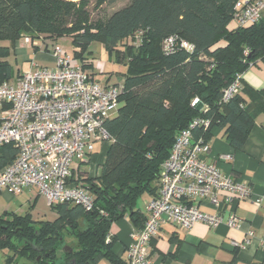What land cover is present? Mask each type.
<instances>
[{
    "label": "trees",
    "instance_id": "obj_1",
    "mask_svg": "<svg viewBox=\"0 0 264 264\" xmlns=\"http://www.w3.org/2000/svg\"><path fill=\"white\" fill-rule=\"evenodd\" d=\"M238 5L239 0H129L105 19L92 20L88 0H0V84L11 79L7 57L23 37L31 43L70 37L79 48L73 58L93 76L83 56L91 41H101L120 61L128 58L118 82V108L104 122L110 141L98 172L71 175L91 196L92 208L57 202L50 205L52 220L32 219L28 212L1 214L5 264H119L112 236L106 239L111 224L128 217L136 229L142 226L138 200L157 195L161 165L182 129L205 120L207 127H193L195 138L207 141L218 126L231 147L242 148L256 116L264 114V87L253 89L241 79L238 93L226 101L222 94L250 65L264 64V17L229 29ZM170 37L174 48L165 51ZM194 99L202 102L200 110L191 104ZM16 154L15 144L3 146L0 167Z\"/></svg>",
    "mask_w": 264,
    "mask_h": 264
},
{
    "label": "built area",
    "instance_id": "obj_2",
    "mask_svg": "<svg viewBox=\"0 0 264 264\" xmlns=\"http://www.w3.org/2000/svg\"><path fill=\"white\" fill-rule=\"evenodd\" d=\"M263 17L264 0H245L238 5L230 29L251 26ZM179 45L192 48L186 41H179ZM163 48L172 50L174 39L167 38ZM51 55L55 67L33 64L32 69L0 84V104L5 105L1 111L0 149L9 143L17 147L14 160L0 167V190L19 194L24 187H33L49 205L69 202L88 211L93 201L81 185L71 180L73 161L86 160L98 145L109 143L104 122L116 112L122 86L96 80L60 45L53 46ZM241 79L237 75L223 90V101L240 91ZM198 124L207 127L208 121L195 119L177 134L161 165L158 193L147 201V217L133 233L126 257L119 264H152L148 245L166 222L185 229L197 222L215 227L222 221L218 211L221 203L247 199L261 204V196L254 197L246 181L205 161L210 146L201 137H194L192 129ZM219 158L228 161L232 157L227 154ZM197 197L207 198L215 211L205 212L192 203ZM239 222L234 213L229 215L228 226L236 228ZM110 237L108 233L106 239Z\"/></svg>",
    "mask_w": 264,
    "mask_h": 264
},
{
    "label": "crops",
    "instance_id": "obj_3",
    "mask_svg": "<svg viewBox=\"0 0 264 264\" xmlns=\"http://www.w3.org/2000/svg\"><path fill=\"white\" fill-rule=\"evenodd\" d=\"M243 1L245 0H239V5ZM232 26L229 22L227 27L230 29ZM43 44L48 51V43L43 42ZM13 47L17 50L15 53L16 70L14 72L11 66V79L12 77L15 79L24 72L17 66V54L19 53L23 56L22 61L29 62V68L26 71L32 69L33 64L47 67L54 64L50 54L42 53L37 44H31L24 38L17 39V44L15 43ZM7 60L9 61L8 58ZM241 78L243 84L253 89L263 88L264 64L257 62L250 65L242 73ZM4 107L5 105L0 104V117ZM207 142L210 150L205 156V161L216 164L224 173L236 179L246 181L252 190V195L261 196V204L255 205L252 200L247 199L221 203L218 211L222 216V221L215 227L197 222L190 229H185L166 222L161 225L158 233L148 245L149 259L152 264H264V114L260 113L256 116L241 149L231 147L225 140L223 130L218 126L211 128ZM108 145L109 143H105L99 146L101 155L97 159V165L104 159ZM227 154L231 155V160H220V155ZM92 157L93 155L86 160L73 161L74 176L84 172L91 176L96 175V173L90 174L88 169L83 168V165L91 161ZM20 194L24 195L31 205H34L39 198L45 199L33 187H24ZM221 197L219 194V198ZM149 198L148 195L141 196L138 200V208L144 218L147 217L146 204ZM192 203L197 204L205 212L215 211L207 198L197 197L192 200ZM50 210L55 216L51 207ZM27 212L13 210L11 200L0 202V215ZM231 213L239 218V226L236 228L227 224ZM30 216L34 219L31 214ZM136 228L128 217L112 222L110 227L113 238L112 252L117 258L125 259L126 247L131 242ZM3 264H5L4 260ZM99 264H109V262L101 260Z\"/></svg>",
    "mask_w": 264,
    "mask_h": 264
},
{
    "label": "rangeland",
    "instance_id": "obj_4",
    "mask_svg": "<svg viewBox=\"0 0 264 264\" xmlns=\"http://www.w3.org/2000/svg\"><path fill=\"white\" fill-rule=\"evenodd\" d=\"M70 1L76 2L79 0H70ZM128 2L129 0H111V1L106 0L105 2L98 4L97 0H88V9L90 10L91 19L92 20L105 19L106 17L109 16L110 13L126 5ZM54 42L47 41L48 51L44 47L43 41L40 37L33 39L31 44H37L38 49L42 53H46L48 55L49 54L51 55V50L55 44L62 46L63 49L66 51V53L71 57H73L72 54L74 53V51L79 50V48L72 43L70 37L62 36ZM15 43L17 44V40L13 43L10 54L7 57L9 59L13 71L16 70L15 53H17V50L15 49V47H13ZM118 49H122V46L119 45ZM83 56L86 61L92 63V68L95 72L94 77L96 78V80L102 83L120 82L123 75L128 70L127 56H125V58L122 61L118 60L116 58L115 53L109 52L105 48L104 44L99 40L91 41V43L86 47ZM17 57H18L17 66L19 67L20 70H24L25 72L29 68V62L22 61L23 56H20V53L17 54ZM51 57L53 59L54 64L53 66L50 65L49 67H55L56 61L52 55ZM13 79L14 78L12 77L11 80ZM99 146L100 145L96 147L92 160L89 161L87 164L83 165V168L88 169L90 174H95L98 172L97 159L101 155V150ZM143 196H147V195L144 194ZM45 199L39 198L34 205H31L26 201L24 195L14 194L7 190H0V202L1 203L2 201L9 202L11 200V206L13 210H20V212L28 211L33 216L34 219L52 220L54 218V214L50 210L47 199L46 200ZM3 257H4V252L0 251V264H3V260H4Z\"/></svg>",
    "mask_w": 264,
    "mask_h": 264
},
{
    "label": "water",
    "instance_id": "obj_5",
    "mask_svg": "<svg viewBox=\"0 0 264 264\" xmlns=\"http://www.w3.org/2000/svg\"><path fill=\"white\" fill-rule=\"evenodd\" d=\"M202 102L197 100V102L193 105L197 110H200L202 108Z\"/></svg>",
    "mask_w": 264,
    "mask_h": 264
}]
</instances>
